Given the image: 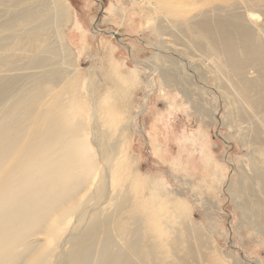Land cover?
I'll return each instance as SVG.
<instances>
[{
    "label": "rangeland",
    "instance_id": "obj_1",
    "mask_svg": "<svg viewBox=\"0 0 264 264\" xmlns=\"http://www.w3.org/2000/svg\"><path fill=\"white\" fill-rule=\"evenodd\" d=\"M222 3L0 0V77L23 75L21 83L30 84L26 76L39 69L24 66L19 50L2 47L36 25L20 22V13L47 11L52 16L43 28L42 55L57 52L48 67L64 70L61 85L77 82L75 100L84 119L90 120L95 109L99 117L108 111L122 114L113 130L102 119L90 120L110 141H118L119 164L116 183L99 178L89 193L80 227L99 203L103 230L125 248L130 235L118 228L123 221L134 226L131 211L147 225L165 210L170 216L163 221L170 222L168 228L162 225L172 255L167 261L264 264V190L258 176L264 174V71L261 66L235 71L200 31L204 11ZM263 10L256 12L264 28ZM8 21L12 31L3 28ZM89 139L95 141L94 131ZM157 202L164 208H155ZM77 227L73 223L72 230ZM145 244H152L149 237ZM62 249L67 254L69 244ZM134 260L153 264L148 258Z\"/></svg>",
    "mask_w": 264,
    "mask_h": 264
},
{
    "label": "bare ground",
    "instance_id": "obj_2",
    "mask_svg": "<svg viewBox=\"0 0 264 264\" xmlns=\"http://www.w3.org/2000/svg\"><path fill=\"white\" fill-rule=\"evenodd\" d=\"M222 2L204 11L200 31L222 49L235 71L243 73L252 66L264 71V28L256 12L264 8V0ZM227 9L232 11L223 14ZM51 16L47 11L20 13V22L36 25L2 47L19 50L24 66L39 70L26 76L31 80L27 85L21 83L23 75L0 77V264H55L62 257L67 264H141L134 256L153 264H176L167 261L172 255L162 225L170 222L163 221L170 216L165 210L147 225L138 211H131L134 226L123 221L118 228L121 234L130 235L125 248L113 243L109 229L103 230L106 221L101 217V204L92 206L85 225L78 224L86 219L89 193L98 179L116 183L119 164L118 157L114 158L118 141H110L104 128L90 120L102 119L113 130L123 117L116 111L99 117L95 109L90 120L84 119L75 100L77 82L61 85L64 70L48 67L57 52L42 55L47 47L43 28ZM3 28L12 31L14 24L8 21ZM92 131L93 142L89 139ZM258 176L264 190V174ZM155 208L164 205L157 202ZM73 223L78 225L76 232ZM100 233L103 236L97 240ZM148 237L152 244L146 245ZM65 243L69 251L64 255L59 251Z\"/></svg>",
    "mask_w": 264,
    "mask_h": 264
}]
</instances>
